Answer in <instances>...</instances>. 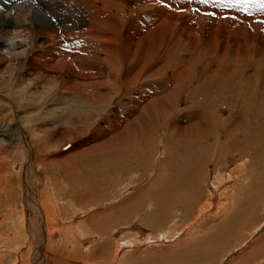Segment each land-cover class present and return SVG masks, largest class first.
<instances>
[{"label": "rangeland", "instance_id": "rangeland-1", "mask_svg": "<svg viewBox=\"0 0 264 264\" xmlns=\"http://www.w3.org/2000/svg\"><path fill=\"white\" fill-rule=\"evenodd\" d=\"M187 1L189 4L186 0H0V20L5 19V14H13L19 20L16 21L21 26L26 24L22 35L27 46L30 48L33 46L34 56L24 58V66L27 67H25V74H22L26 78L30 73L35 72L34 75L37 78L32 85L37 88H33L34 90L31 91H38L40 94L44 89L49 88L51 84L54 86V89L49 91V94L47 93L44 103L31 106H26V102L24 103L22 88H15L12 92L6 91V84H2L6 89L0 88V131H2L1 134L5 135L0 138V254L4 256L0 258V264L18 262L19 258L15 257L18 248L20 251L18 256L24 259V264H39V256L44 259V264H182L178 259L174 260L173 255L182 253L184 246L190 240L197 244L202 239L211 237L213 233L212 226L216 222L225 219L228 213L225 214V210H222V208L220 213L213 217V209H215L219 200H213L214 205H207L210 195L213 193L211 185L213 183L214 185L217 184L213 179L215 171L213 167L216 158H213L211 154L225 144L224 137H218L221 131L218 125L217 128H219L210 137L208 144V147L212 146L214 150L210 149V154H204L205 158L209 157V160L207 158L206 160L210 165H207L208 168L206 167L203 171L204 174H202V176L205 175L206 181L198 179V188H195L194 191L184 188L182 194L179 195L180 197L186 196V194L187 196L201 197L200 201L195 203L194 213H190L191 215L168 212V216H166L167 218L163 223H151L152 225L146 223V221L150 222L151 214L157 210V204L153 198H149V196L143 197L144 200L141 198L144 195L143 190L147 189V186L151 183L150 180L154 177L155 173L153 171L146 175L147 178L144 176L142 182H140V179L143 178L141 172L146 171H132V174L117 176L113 183H105L99 186V189L92 188L91 183H89L91 182L89 178L91 172L93 173L101 162L106 160L108 162L115 154H120L122 157L127 150L130 154H133L138 149L137 146L140 142L145 141L144 143L155 148V156L150 158L151 160L149 159V164L155 165V167H163V164L165 165L164 160L167 157L166 153L172 154L174 150L171 146L173 140L179 141L182 138L180 140L182 141L190 137L189 135L185 137L182 131L184 128L189 129L191 125L196 124L192 120L193 116L199 113L198 109L191 103L184 101V95L177 98L174 94V87L180 81L187 79L188 70L184 65H189L192 68V74L195 73L193 75L197 77L202 74L211 75L210 71L222 72L223 74L224 70L229 68L241 69L248 72V74L257 73L262 78L264 77V0H232V4L237 5L238 12L241 14L235 12L231 14L233 9L229 8L228 4L231 0H223L224 4L222 0L205 1L212 4L209 5L208 3L209 6L205 7L207 10L205 8L203 10L198 5V12L193 10L196 8L188 11L192 5L189 0ZM201 4L205 3L201 2ZM227 4L228 7H226ZM31 5L34 10L30 9ZM256 9L258 10L256 11ZM23 11H26L27 14ZM211 11L213 13L215 11V15L210 19L206 18ZM224 11L228 12L224 13ZM18 12H21V15H17ZM228 13L232 16L230 17ZM203 15H205L206 20L208 19L207 21L203 19ZM14 20L10 21L14 22ZM95 35H101V39L96 40L99 45L104 42L105 45L99 47L107 48V50L115 47L125 53L129 48L137 49L136 45L139 46L140 51L145 48L155 50L156 75L150 81L145 82V85L154 88L153 93L157 98L154 116L152 115L154 112L150 113L149 108L143 112L142 107L147 102L141 104L140 101L138 102L140 94L138 95L136 90H132L131 95H127L129 86L123 84V79L128 73H130L128 78H133L134 72L137 71L135 63L122 67L110 62L109 64H102L106 54L97 51L98 54H96L92 46L88 45L86 41H81L84 36L88 38ZM115 36H118L117 42L111 41ZM104 38H108V40L104 41ZM5 39L7 40V37ZM196 40H198L197 44ZM211 55L215 58L210 60L209 56ZM74 57H76L75 60ZM33 58L36 60L33 61ZM220 58L227 59L222 60ZM229 58L238 60L232 61ZM117 62L121 65L120 58L117 59ZM75 64L78 68L73 73L71 67H75ZM230 65L231 67H229ZM55 66L58 68L56 67V69ZM217 66H220V69H223L224 72L219 71ZM180 68L185 69V71L179 72L177 69ZM177 73H179V76L171 78ZM80 74H82V77ZM21 79L23 78H20L18 84H23ZM197 79L192 76L191 88L195 87L194 84ZM18 84L16 85L18 86ZM72 87L81 88L79 90L81 91V98L88 101L89 99L86 97L88 93H97L98 90L103 92L104 97L97 101L100 102L97 110H94L93 107L90 108L87 114L78 113L82 109L79 106L77 107V104L69 103V99H65L71 93ZM31 91H26V94ZM2 93L5 96L7 94L12 101L14 100L15 106L12 105V102L5 101L2 98ZM143 94L148 96L149 91L144 89ZM133 98L136 101L137 108L133 105ZM18 100L21 101V104H17ZM221 111L224 113L222 118L230 117L227 112ZM188 112H192L190 117ZM208 114H210V111L206 112L207 116ZM219 114L220 112L216 113L217 116ZM208 117L220 121V118H215V111H212ZM153 118L155 120H152ZM201 122L204 126L207 125L206 127L211 126L210 121ZM151 124L155 125V129L160 125L165 130L160 129L162 131L156 135L154 141L151 138ZM197 128L198 125L191 128L192 137L196 133L202 134V129ZM123 136L126 137L127 142H124L126 140ZM180 141L179 144H182L183 141ZM188 142L193 143L189 139ZM216 143L220 145L219 148H217ZM68 144L70 146L64 150L63 148L67 147ZM128 146L129 149H127ZM27 147L31 153L29 154L28 163H26ZM94 147L96 148L94 149ZM85 148L88 151H83ZM133 148L135 149L133 150ZM142 148L146 147L142 146ZM181 148L185 149L186 147L181 146ZM108 151L109 153H106ZM103 152L109 156V159L100 158L97 160L103 155ZM258 155V161H262L264 159V148ZM220 164V167L225 165L222 162ZM234 164H232L231 169L236 167ZM219 166H216V168ZM247 170L252 179L259 181L260 185L264 184V169L255 166ZM36 172L41 177L44 188L52 184L55 189V191H52V198L58 211L56 217L58 219L56 226L49 224L48 229L66 230L73 226L74 229L79 224L91 234L110 232L111 235H114L115 228L118 230L116 231L118 234L111 237L115 238L113 245L115 243L120 245L121 241H131L139 235L145 236L144 238L141 236L144 243H139L128 256L120 262L116 261L114 263V256H110V254L114 253L112 250L115 247H110L111 253L104 252L101 244L107 240L100 235L101 239L94 242L100 244L83 246L87 250L79 256L78 263L73 261L56 262L58 257L54 248L47 245L48 243L41 247L38 237L32 234L33 231L30 233L31 228L29 227L33 225V221L34 224H37L35 219L37 212L32 209L34 203L31 201V197L28 196L26 186H32L33 181L37 180V177H35ZM23 176H26V182H24L25 178ZM131 180L139 182L135 184L136 186L139 185L137 186L138 191H128L130 184L133 183ZM236 181L233 182L232 186L235 190L234 194H239L236 203L238 201L239 203L243 202L239 204L240 209H243L240 211L243 212L247 205H251L250 207L254 209L251 211L253 212L252 215L247 219L246 231H239L241 229L238 227L239 229L237 228L234 231L232 237L224 242L225 244L217 245L214 249L213 245H210V247L207 245L204 248L198 247L193 250L192 254H184L185 257L193 258L195 263L183 264H247L246 262L252 264L247 260L252 255V251L254 252L255 249L257 250L260 247L264 248L262 247V245L264 246V197L262 200L260 199L264 191L259 189V195L257 188L260 185L250 186V182L253 181L251 179L244 182L243 185ZM24 183H27V185ZM246 183H248V187H246ZM188 192L192 194H188ZM138 193L142 194H140L141 197ZM257 195H259L258 198H255ZM185 196L184 199L188 198ZM256 201L257 203L254 205L253 203ZM70 203L77 208L73 213L68 206ZM135 204L137 205L134 206ZM205 204L209 206L207 207V214L197 224L196 235L186 236L182 229L185 224L193 226L190 224L197 221L199 210L204 207L206 209ZM235 206L237 207L238 204ZM230 213H233V211ZM18 214L23 215L25 228L17 232L18 238L16 239L18 241L14 239L12 243H7L6 240L9 237L5 235L7 234L6 224L7 222L16 224L19 230L20 225H17ZM116 216H119L118 219H115ZM102 223L105 224L103 228H101ZM254 226H256V231L252 230ZM122 229L123 231H121ZM165 232H167L165 236L161 235ZM22 234L25 239L22 238ZM94 237H96L95 234ZM200 238L202 239L200 240ZM95 246L97 249L100 246L102 248L99 251V249H95ZM91 247H95L96 251L93 249L94 252ZM88 250H92V254ZM8 253H11L13 260ZM102 254H106L107 257L102 259ZM196 258L198 259L196 260Z\"/></svg>", "mask_w": 264, "mask_h": 264}, {"label": "bare ground", "instance_id": "bare-ground-1", "mask_svg": "<svg viewBox=\"0 0 264 264\" xmlns=\"http://www.w3.org/2000/svg\"><path fill=\"white\" fill-rule=\"evenodd\" d=\"M189 1L191 2L190 4L192 6L189 8L191 10L188 9V11H192L193 8H196V9H193L196 12H198V10H199L198 5L204 10V8L209 3V2H207V3L203 2L205 4H201L200 0H189ZM205 1H208V0H205ZM186 2L188 3L187 0H186ZM230 2L228 3L229 8L231 7V9H233V11H231V14H232V12L233 13L235 12L237 14H241L240 12H238L239 9L237 8V5H233L232 0ZM210 4H212V3H209V5ZM223 4H224V1H223ZM228 4L226 5V7H228ZM30 7H31L30 8L31 10H34V7H32V5ZM205 9L207 10V8H205ZM225 10H227V9H225ZM257 10L258 9H256V11ZM24 12H26V11H23V13ZM226 12H228V11H224V13H226ZM193 13H194V11H193ZM218 13H220V12H218ZM26 14H27V12H26ZM194 14H196V13H194ZM228 14L230 17L232 16V15H230V13H228ZM11 15L5 14V19L0 20V88L3 87L2 84L7 85V90H6L7 92L8 91L12 92L13 90H15V88H22V91L24 93L23 100H24V103L26 102V106L27 105L31 106V105H35V104L40 105L45 100L47 93L49 94L50 93L49 91H52L54 89V86H53V84H51L49 86V88L44 89L45 91L43 90L40 94L38 93V91H35V92L31 91V90H34L37 88V87L36 88L33 87V85H32V84H34L33 81L36 80L37 76L34 75L35 72H33V73H30L25 78L24 72H25V67H27V66H24V58L26 59L28 57L34 56L33 55V53H34L33 52V46H32V48L28 47L26 44V40L23 38V35H22L24 28L26 27V24H23L21 26L17 22V21H19L17 19V17H14L13 14H11ZM17 15H21V12H18ZM213 15H215V11H214V13H213V11H211V13H209L208 16H206V18L210 19ZM204 16L205 15L202 16L203 19L205 21H207L208 19L206 20ZM202 17L200 16L199 18L201 19ZM226 17H227V15H226ZM237 19H238V17H237ZM10 20H14V22L10 21ZM227 20H225V21H227ZM220 21H221V19H220ZM231 21H232V18H231ZM95 36H91L88 38L86 36H84L81 38V41H86V43H88V45L92 46V48L95 50L96 54H98L97 52L106 54V58H105L104 62H102V64L103 63L109 64V62H110L112 64H116L119 67H122V66L131 65V64L135 63L137 71L134 72L133 78H131V79L128 78L130 76V73H128L124 79L121 77L124 80L123 84L126 86L127 85L129 86V88L127 90V95H131L130 92L132 90L133 91L136 90L138 95L140 94L139 95L140 99L138 100V102L140 101V104L147 102L142 107L143 112L147 108H149L150 113L154 112L156 105H157L156 104L157 98H156V95H154V93H153L154 88L148 87V85H145V82L148 80L150 81L151 78L153 79L156 75V71H155L156 62H154V57L156 55L154 52L155 50L154 49L151 50V48H145V49H143V51H140L139 50L140 48L138 49L139 46H137V45H136L137 49L129 48L126 50L125 53L121 52L118 48H115V47H114V49L108 48V50H107V48L99 47V46L105 45V44H103L104 42L100 43V45H99V42L96 40V39L100 38L101 35H95ZM5 37H7V40L5 39ZM117 37L118 36H115L113 38L112 37H108V38H112L111 41L117 42ZM51 38H53V37H51ZM108 38H104V41H107ZM195 39H197V38H195ZM52 41H54V40H52ZM196 41H197L196 42V44H197L198 40H196ZM114 46H117V45H114ZM48 47H49V45H48ZM58 47H59V45H58ZM53 49H55V48H53ZM185 50H187V49H185ZM180 54H181V52H180ZM235 55H237V54H235ZM263 55H264V53H263ZM221 57H222V55H221ZM239 57H240V55H239ZM118 58L121 59V65H119V63L117 62ZM214 58L215 57L212 55L209 56L210 60L214 59ZM247 58H248V56H247ZM57 59H58V57H57ZM75 59H76V57H74V60ZM81 59H83V58H81ZM220 59H222V58H220ZM220 59H218V60H220ZM226 59L227 58L222 59V60H226ZM229 59H231L232 61L238 60V59H234V58H229ZM35 60L36 59L33 58V61H35ZM61 61H62V59H61ZM39 62H42V61H39ZM44 62H45V60H44ZM44 62H43V64H44ZM3 66H5V67L2 68ZM184 66H185V68L187 67L186 70H188L187 79H185V81H180V83H178L174 87V94L176 95L177 98L184 95L185 96L184 101L191 103L193 106H196L198 109L197 111L199 113L196 114V116H193L194 118L192 120V121L196 122V124L191 125L189 127V129L184 128V130L182 131V133L185 134L184 135L185 137L187 135L190 136L188 139L190 141H192L193 143H189L187 138H186V140H182L183 141L182 144H179V141L182 138L179 141L173 140L171 146H173L174 150H173L172 154L166 153L167 154V157L165 159L166 161L164 160L165 165L163 164V167H160V166L155 167V165L153 166V165L149 164V159L152 157L154 158V156H155V148L152 147L151 145H147L146 143H144L145 141L140 142V143L137 142V143H139L137 146L138 149H136L133 154H130L128 152V150H127V149H129V146H128V148L126 149L127 150L126 153L122 150V152H124L122 157L120 156V154H115L114 157L111 160H109L108 162H107V160L101 162L97 166L95 171L93 173L91 172L90 177H89L91 180V182H89V183H91L92 188H98L99 189V186H102L105 183L106 184L113 183V180L115 179V177L121 176V175L124 176V174L129 175V173H131L132 171H135V172L136 171L137 172L146 171L144 173L141 172L143 175V178L140 179L141 180L140 182H142L144 180V178L146 177V175H148V173L150 171H153L155 173L154 177L150 180L151 183H150V185L147 186V189L143 190L144 195H142L140 193L142 195V197H141V195L138 193L141 198L148 197V196H149V198H153V200L157 204V210H155V212H153L151 214V217H150L151 219L148 218V219H150V222H147L145 220L146 223H150V224L151 223L155 224L157 222L163 223L167 218L166 216H168L167 215L168 212L174 213V214L180 212V213H184L186 215H191L192 213H194L193 209L195 208L194 207L195 203L197 201H200L199 199L201 197H195L194 195L187 196V194H186V196L184 195L185 197H188V198H186L188 200H186L183 198L184 196L180 197L179 195H180V193L182 194V189H184V188H187L186 190L190 189L191 191H194L195 188H198V186H199V183L197 184L198 179H200L201 181H203V180L206 181L205 175L202 176V174H204L203 171L205 170V168L206 167L208 168L207 165H209V164H208L206 158L209 160V157L205 158L204 154H206V153L210 154L211 150H214V148L212 149V146L208 147V144L210 141V137H212L213 134L219 128V127L217 128V125L220 126L221 131H220V135L218 137L223 136L225 144L221 145L222 147L219 148L220 145H218L216 143L217 148H219V149H217L215 152H212V154H211L213 156V158L214 157L216 158L215 164L213 167L215 170L213 179L215 180V182L217 184L214 185V183H213V185H211L212 189H213V193L211 195L209 194L210 200L207 203V205H210V206L214 205L213 200H219L216 204L215 209H213V211H214L213 217H216L220 213L221 208H222V210H225V214H226V212L228 214H226V217L223 221L216 222L212 226L213 233H212L211 237H209L208 239L200 238V240L201 239L202 240L197 242V244H196V242H192L190 240V242L184 246L183 252L180 253L181 255L180 254L179 255H176V254L173 255L174 260L178 259L179 262L182 264L183 263H195V260L193 258L185 257L184 254H187V255L192 254L194 252L193 251L194 249H196L198 247L204 248V246L206 247L207 245H209V247H210V245H213V249H214V247H217V245L223 244L224 242H226V240H228L230 237H232L234 231H236L238 227H240V229H241L239 231H244V230L246 231L247 222H248L247 219L249 218L250 215H252L253 212H251V211H253L254 209H252L250 207L251 205L250 206L247 205V207L244 209L243 212L240 211L242 208L240 209L239 204H242L243 202L239 203V201H238V203H236V200L239 199L238 198L239 194L238 193L234 194L235 190H233L234 187L232 185H233V182H235L236 180H237L236 181L237 183H240L241 185H243L244 182H248L249 179H251L253 181L250 182V186H252V187L258 186V185H260V182L252 179L251 176L248 174L249 171L247 169L250 167H255V166L257 168L264 169V159L262 161H258V157H259L258 153L260 154L262 148H264V77L262 78V76H259L257 73L248 74V72H246V71L244 72L241 69L240 70H238V69L234 70L233 68H231V69L229 68L230 70L226 69V70H224L225 71L224 72L223 69H220V66H217V68L219 69V71H223L224 72L223 74H222V72L219 73L217 71H213V72L210 71L211 75L202 74L199 77H197V76H194L195 73H193L194 75L192 74V68L189 65H184ZM56 67L57 66H55V68ZM229 67H231V65ZM77 68H78V66L76 64H75V67L74 66L71 67L73 73L75 71H77ZM79 68H81V67L79 66ZM180 69H177V70L179 72L185 71V69H181V70ZM78 71H79V69H78ZM22 73H24V74H22ZM40 74H42V73H40ZM22 76H24V77H22ZM80 76L82 77V74H80ZM142 76H143V79H142ZM177 76H179V73L173 75L171 78H175ZM192 76L195 78H198L194 84V86H195L194 88H191V86H190V81L192 80ZM118 77H117V79H118ZM20 78H23V79H21L23 84L17 83V82H19ZM16 84H18V86ZM3 88L6 89V87H3ZM57 89H58V87H57ZM80 89L81 88H78V87L77 88L72 87L71 93L69 95H67L65 97V99L66 100L69 99V103H71L73 105L77 104V107L79 106L82 109V111H79L78 113L87 114L89 112L90 108H93V107H94V110H97V106L100 103L97 101H100L104 97L103 92L98 90L97 93H94V92L88 93V95H86V97L89 99V101H88L86 99L81 98V96H80L81 91H79ZM144 89L149 91V95H148L149 97L146 94H143ZM26 91H31V92L29 94H26ZM117 92H115V93H117ZM171 92H172V90H171ZM167 93H168V91H167ZM164 94H165V92H164ZM128 97H130V96H128ZM2 98H4V100L6 102H9V101L12 102V105L15 106L14 100L12 101L11 98H10L11 99L10 100L9 96L7 94H6V96H5V94H3ZM90 98L92 99L91 101H90ZM74 99H75V101H74ZM77 100L79 102H76ZM132 101H133V105L137 108L136 101L134 98ZM17 104H21V101L18 100ZM221 110L227 112L230 115V117L229 118H222V117H224L223 116L224 113ZM207 111H210V114H208V116L211 115L212 111H215V116H216L215 118H220V121L217 119H214V118L212 119L211 117L209 118L206 115ZM217 112L218 113L220 112L219 116L216 115ZM130 113H131V111H130ZM188 113H189L188 115L190 117V114L192 112H188ZM152 115L154 116L155 112ZM15 116H17V115L15 114ZM152 120H155V118H153ZM206 120L210 121L211 126L206 127L207 125L204 126V124L201 122V121H206ZM188 123H189V121H188ZM166 124H167V122H166ZM201 124H203V125H201ZM197 125H198L197 129L200 128V129H202L203 132H202V134L196 133L195 136L192 137L191 136V132H192L191 128L196 127ZM139 126H140V124H139ZM160 129H162V126L159 125L155 129V125L151 124L150 130H152L151 138H153V141L155 140L156 135L160 134L162 130L165 131L164 128L162 130H160ZM1 133H2V131H0V138L5 136L4 134H1ZM71 134H72V132H71ZM164 134H166V133H164ZM164 134H162V135H164ZM125 138L126 137H124V139ZM177 139H179V138H177ZM127 141L128 140H126L124 142H127ZM182 141H180V142H182ZM119 143H121V142H119ZM216 144H215V146H216ZM180 145L184 146L186 148L182 149ZM142 146H145L146 148H142ZM95 148L96 147H94V149ZM28 149L29 148L27 147V150H26L27 151V153H26L27 154V162L26 163H28L29 154H31L28 151ZM119 149H122V148H119ZM134 149L135 148H133V150ZM83 151H88V149L85 148V150H83ZM106 153H109V151ZM106 153L103 152V155L101 157H99L97 160H99L100 158L107 159L109 156H107ZM236 159H238L239 162L236 161ZM221 162L225 164L223 167L219 166V164ZM233 163H235L234 166L236 165V167L234 169H231ZM30 165H33V164H30ZM216 166H219V167L216 168ZM26 176H23L25 178L24 182H26ZM35 177H37V180L33 181L32 186L27 185V183H24L25 185H27L26 190L28 192V196L31 197L30 199L34 203V206L32 209L35 210V211L33 210L34 212H37V215L34 214L37 224H34V221H33V225L29 227V228H31L30 233H32V231H33L32 234H34V236L38 237L41 247L46 245V243H48L47 245H50V246H52V248H54L55 252H57V257H58L56 262L60 261L61 263H64L65 261L66 262L73 261L74 263H78V261L80 260L79 256L83 252L85 253L87 250V248H85L83 246L87 245V247H88V246H92L93 244L98 245L99 242H97V243H94V242H96L97 239L98 240L101 239L100 235L104 236V239L107 240V241L104 240L105 242L103 244H101V246H103L104 252L111 253L110 247L111 246L115 247L114 250H112V252L114 251V253L110 254V256L111 255L114 256V263L116 261L120 262L122 259H124L126 256H128L129 253L132 252V249L134 247H136L139 243L140 244L144 243V240L142 239L143 236L141 235L142 236L141 237L139 235V236L134 237L131 241H128V240L125 242L121 241L120 245L119 244L117 245L116 243H115V245H113L115 238H111V237H115L118 234V232H116L118 230L115 228H114V235H111L110 232L109 233H102L101 232L100 234L94 233L96 235V237H94V234H91L87 229L83 228L79 224L76 225V227L74 229H73V227H74L73 225H72L73 227L67 228L66 230H64V229L61 230L59 228H54L52 230L48 229L47 226L49 224L53 225L55 227L56 226L55 224H56L57 219H58V218H56L58 211L55 207V204H54L55 202L53 201V198H52V193H53L52 191H55V189L53 188L52 184L47 185L44 188L43 181L37 172L35 174ZM135 181H136V179H135ZM132 182L133 183L130 184V189L128 191H131V190L132 191L133 190L138 191L139 189H137V186H139V185L136 186L135 184L139 183V182H134V181H132ZM146 182H147V179H146ZM94 183H96V184H94ZM93 185H95V186H93ZM246 187H248V183H246ZM35 188H37V189H35ZM257 189H258V192H257L258 194L260 193L259 189L264 191V184H261L260 187ZM249 191H251V190H249ZM189 193H191V192H188V194ZM259 195H257V197H255V198H258ZM263 197H264V194H262V197L260 199L262 200ZM143 200H144V198H143ZM262 202H261V204H262ZM256 203H257V201L254 202L253 204L255 205ZM236 204H238L237 207L235 206ZM249 204H250V202H249ZM136 205L137 204H135L134 206H136ZM207 205H206V209H204L205 207L203 206L204 208L199 210V213H198L199 216L196 219L197 221L194 222L193 224L189 223L190 225H193V226H189V225L185 224V227L182 229V231H184L186 233V236H188V237L194 236V234L196 232L195 230H197V228H196L197 224L199 222H201L202 219L207 214V207H209ZM68 206H69L70 211H72V213L75 212L77 209L71 203ZM232 211H233V213H230ZM118 217L116 216L115 219H118ZM17 219H18L17 225H20L19 230L17 229L16 224H13L11 222H7V224H6V233L7 234H5V235H7L9 237L6 240L7 243H12V241L14 239L18 238L17 232H20L22 229L25 228V225H24L25 219H24L23 215L18 214ZM58 223H60V222H58ZM58 225H60V224H58ZM104 225L105 224L102 223L101 228H103ZM35 226H37V227H36V230L34 232ZM201 226H203V225H201ZM51 228H53V227L51 226ZM253 229L256 231L257 230L256 226L252 227V230ZM209 230H211V229H209ZM121 231H123V229ZM182 231H181V233H182ZM166 233L167 232H165L164 234L161 233V235L165 236ZM25 235H26V233H25ZM22 238L25 239V236L23 235ZM177 238H175V239H177ZM146 239H148V238H146ZM17 241H14V242H17ZM59 246H61V247H59ZM101 246L98 248L99 251H100V248H102ZM262 247H264V246L262 245ZM91 248H92V250L94 249L93 247H91ZM95 249L98 250L97 247ZM92 250H88L91 252L90 254H92V252L94 251V250L93 251ZM208 250H210V249H208ZM255 250H254V252L252 251V253H251L252 255L250 254L251 256L248 257L247 260L249 262H252V264L253 263L264 264V248L260 247L256 251ZM212 251H214V250H212ZM16 252H15V257L19 258V260H18V262L13 263V264H19L20 262H21L20 264H24L25 263L24 259L22 257L18 256V254L20 252L19 248L16 250ZM101 252H102V250H101ZM214 253H216V251H214ZM8 254L10 255L11 253H8ZM61 254H63V255H61ZM3 257L4 256L2 254H0V258H3ZM10 257H11V255H10ZM34 257H35V255H34ZM101 257L103 259L104 257H107V256H106V254H102ZM11 259L13 260V257H11ZM197 259L198 258H196V260ZM39 260H40L39 264H44V261H43L44 259L42 258V256H39ZM83 260H84V258H83ZM171 260H172V258H171ZM11 263H12V261H11ZM246 263L249 264L248 262H246Z\"/></svg>", "mask_w": 264, "mask_h": 264}, {"label": "snow or ice", "instance_id": "snow-or-ice-1", "mask_svg": "<svg viewBox=\"0 0 264 264\" xmlns=\"http://www.w3.org/2000/svg\"><path fill=\"white\" fill-rule=\"evenodd\" d=\"M201 2L203 3V2H205V0H201Z\"/></svg>", "mask_w": 264, "mask_h": 264}]
</instances>
